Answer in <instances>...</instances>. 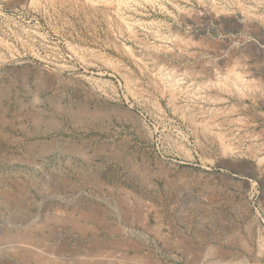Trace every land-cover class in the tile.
I'll return each mask as SVG.
<instances>
[{"label": "rangeland", "instance_id": "rangeland-1", "mask_svg": "<svg viewBox=\"0 0 264 264\" xmlns=\"http://www.w3.org/2000/svg\"><path fill=\"white\" fill-rule=\"evenodd\" d=\"M0 264H264V0H0Z\"/></svg>", "mask_w": 264, "mask_h": 264}, {"label": "bare ground", "instance_id": "bare-ground-1", "mask_svg": "<svg viewBox=\"0 0 264 264\" xmlns=\"http://www.w3.org/2000/svg\"><path fill=\"white\" fill-rule=\"evenodd\" d=\"M172 78V77H171ZM174 101V100H173Z\"/></svg>", "mask_w": 264, "mask_h": 264}]
</instances>
